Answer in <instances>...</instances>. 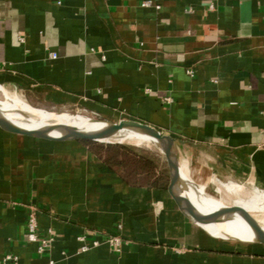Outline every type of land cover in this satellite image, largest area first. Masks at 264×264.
<instances>
[{
	"label": "crops",
	"instance_id": "crops-1",
	"mask_svg": "<svg viewBox=\"0 0 264 264\" xmlns=\"http://www.w3.org/2000/svg\"><path fill=\"white\" fill-rule=\"evenodd\" d=\"M0 86L38 108L151 125L200 145L180 149L193 182L264 192V0H0ZM189 195L215 206L204 186ZM31 206L53 239L42 255L27 241ZM8 253L19 264H264L263 245L207 234L81 142L0 130V262Z\"/></svg>",
	"mask_w": 264,
	"mask_h": 264
},
{
	"label": "water",
	"instance_id": "water-1",
	"mask_svg": "<svg viewBox=\"0 0 264 264\" xmlns=\"http://www.w3.org/2000/svg\"><path fill=\"white\" fill-rule=\"evenodd\" d=\"M0 88L3 87L0 86ZM86 118L90 124L98 125V127L88 129L66 124L48 123L37 129H29L9 121L0 112V130L10 135L55 143L87 141L102 144H124L122 141L131 136L148 139L166 161L169 176L167 193L179 212L190 223L216 237L208 230L209 228L219 229V227L239 219L250 228L253 233L252 238L246 241L230 236L216 238L264 246V227L241 205L225 202L224 205H210L207 208H201V203H199L201 197L193 199L189 195L190 185H198L185 176L180 160V149L185 146L199 148L200 145L163 134L151 125L134 120H122L114 123L97 118Z\"/></svg>",
	"mask_w": 264,
	"mask_h": 264
},
{
	"label": "bare ground",
	"instance_id": "bare-ground-1",
	"mask_svg": "<svg viewBox=\"0 0 264 264\" xmlns=\"http://www.w3.org/2000/svg\"><path fill=\"white\" fill-rule=\"evenodd\" d=\"M0 112L9 121L29 129H37L40 126L48 123L66 124L69 126L82 127V128L84 127L88 129L98 127V125L90 124V122L85 116L71 115L67 113L59 114V113H53L43 109L35 108L26 101H24L23 99H21L20 97L8 93L4 88H0ZM122 142L134 143L136 146L153 145L148 139L138 138L136 136L128 137L124 139ZM183 172L184 174L186 173L184 169ZM224 187L225 190L228 191L230 194H237L242 192L241 190H238L234 184L225 185ZM190 190H191V185L189 191ZM211 199L215 206L224 205L223 203H225V201L218 200L212 196ZM236 203L238 205H241L249 213H251L253 217H255L258 220V222L264 227V218L263 220H260L254 214V213H264V207L262 206L261 203H259L258 201L255 202L254 200L253 201L238 200L236 201ZM200 205L201 208L204 207L207 208V206L204 205L203 203H201ZM208 230L212 233V235L216 237L226 238L230 236L244 241L249 240L253 236V233L250 230V228L239 219L229 224L223 225L219 227V229L211 227Z\"/></svg>",
	"mask_w": 264,
	"mask_h": 264
},
{
	"label": "trees",
	"instance_id": "trees-1",
	"mask_svg": "<svg viewBox=\"0 0 264 264\" xmlns=\"http://www.w3.org/2000/svg\"><path fill=\"white\" fill-rule=\"evenodd\" d=\"M81 143L132 187H152L167 192L169 176L159 158L125 144Z\"/></svg>",
	"mask_w": 264,
	"mask_h": 264
},
{
	"label": "rangeland",
	"instance_id": "rangeland-1",
	"mask_svg": "<svg viewBox=\"0 0 264 264\" xmlns=\"http://www.w3.org/2000/svg\"><path fill=\"white\" fill-rule=\"evenodd\" d=\"M8 93L12 94V95H15L17 97H20L18 96L17 94H15L14 92H10L8 90H6ZM21 98V97H20ZM24 100V98H21ZM28 103V102H27ZM35 108H38V106H33ZM38 109H43V110H46V111H49V112H53V113H67V114H71V115H81V116H85V117H90V118H95L94 116L86 113V112H83V111H80V110H77L75 108H44V107H39ZM125 145H131L132 147L140 150L141 152L147 154L148 156L150 157H156V158H159L160 159V163L163 164L165 166V169H166V173L168 175V169H167V165H166V161L165 159L163 158V156L161 155V153L159 152V150L153 146V145H150V146H136L134 143H124ZM143 148V149H142ZM198 186H204L206 187V189H208V191L211 192V196L218 199V200H223L225 202H228V203H236V201L238 200H251V201H258L259 203L262 204V206L264 207V202L261 201V200H255V199H251V197L256 193V189L250 187V186H247L245 184H237V185H240L243 187V192L242 193H237V194H230L228 191L225 190V185L227 184H222L220 182L218 183H213V184H210V185H200L198 183H196ZM260 193H264L262 191H258ZM255 216L260 219V220H263L264 218V213H254Z\"/></svg>",
	"mask_w": 264,
	"mask_h": 264
},
{
	"label": "built area",
	"instance_id": "built-area-1",
	"mask_svg": "<svg viewBox=\"0 0 264 264\" xmlns=\"http://www.w3.org/2000/svg\"><path fill=\"white\" fill-rule=\"evenodd\" d=\"M51 57L53 59H56L57 55L51 54ZM85 239L86 238H81L82 241H86ZM104 240L106 241V243L110 244L116 252L120 251L124 243L123 240L116 235H106ZM27 241L29 243L38 244V253L41 255L46 253L53 242L52 238H45L41 236L40 225L38 221V212L37 208L34 206L30 207L27 218ZM99 243V241H95L93 245L98 246ZM88 250L89 247L87 246H83L81 248L82 252H87ZM0 264H19V257L15 254L8 253L3 257Z\"/></svg>",
	"mask_w": 264,
	"mask_h": 264
}]
</instances>
